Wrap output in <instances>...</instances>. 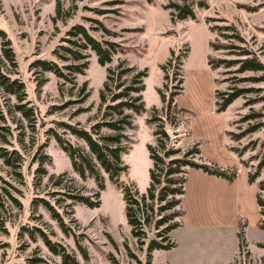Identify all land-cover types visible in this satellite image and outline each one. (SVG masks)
<instances>
[{"label":"rangeland","instance_id":"rangeland-1","mask_svg":"<svg viewBox=\"0 0 264 264\" xmlns=\"http://www.w3.org/2000/svg\"><path fill=\"white\" fill-rule=\"evenodd\" d=\"M169 1L0 0V30L4 31L16 57V65L3 57L0 65L8 76L24 82L25 102L29 101L35 110V120L27 121L15 111L16 97L0 87V109L6 116V121L0 120V126L4 127L0 132L7 134L6 128H9L13 134L8 135L9 144L0 141V145L20 150L24 155L17 169L19 175H14L0 158V264H61L60 256L48 250L40 231L65 246L80 264H264V247L259 246L264 243V231L258 226L256 202L264 168L255 182L247 181L248 173L256 169L264 151L263 128L238 141L226 134L228 130L239 132L249 124L264 121V82L245 83V87L253 85L258 91L247 92L224 111L215 112L214 92L227 91L234 73L209 68L208 54L232 55L227 50L209 48V40L223 38L210 32L205 22L207 18L224 19L211 24H234L236 30L227 33L243 36L244 45L264 63V7L256 11L247 9L257 6L261 0H204L206 8L194 5L195 19L173 20L170 10L164 7ZM77 24L98 39L114 42L110 62L102 66L93 50L89 47L81 50L87 55L83 60L86 66L71 81L31 67V62L38 58L51 60L63 70L67 65L78 63L63 48L76 49L71 41L82 40L80 35L68 34ZM229 41L243 45L236 40ZM185 51L180 76L173 67L181 59L176 57ZM171 54L173 67L166 64ZM162 64L166 65L167 72L161 68ZM108 67L115 71L126 67L146 71L142 78L143 108L139 112L124 111L129 124L123 130L126 135L123 145L127 148L122 160L127 168L119 177L121 184L131 187L139 196L146 193L152 166L148 146H156V127L167 131L172 145L182 151L193 141L199 142L202 159L221 168L235 166L237 169L233 182L199 169H187L181 198L184 213L178 219L179 226L169 233L175 245L170 249H153L150 257L146 243L154 234L148 230L142 245L132 235L122 188L99 168L105 189L96 197L94 179L81 178L73 170L69 155L53 135L56 132L88 152L85 142L60 122L77 123L90 130L101 119L104 103L100 100V91ZM252 74L245 72V75ZM182 76L180 84L178 80ZM172 91H178L174 103L191 114L186 123L178 125L175 112L165 116L162 96L169 99ZM105 93L107 97L109 92L105 90ZM64 103L67 104L59 108ZM252 112L263 116L240 121ZM153 117L155 121L150 122ZM112 119L119 117L113 114ZM114 133L105 127L100 130V134ZM18 135H24L22 142H18ZM247 143L241 157L229 150V146L242 148ZM241 158L248 160L250 166L245 167ZM40 166L46 173L37 175ZM77 194L98 198L100 204L90 208L71 198ZM45 201L61 216L67 232L52 217ZM240 228L245 241L242 250L237 237ZM77 241L86 250L88 259L83 258ZM37 257L43 262L34 263Z\"/></svg>","mask_w":264,"mask_h":264},{"label":"trees","instance_id":"trees-1","mask_svg":"<svg viewBox=\"0 0 264 264\" xmlns=\"http://www.w3.org/2000/svg\"><path fill=\"white\" fill-rule=\"evenodd\" d=\"M194 5L199 8H206V2L204 0H181V2L169 1L164 5L165 8L170 10L173 20H183L186 18L195 19L196 14ZM264 7V0H261L257 6L247 9L249 11H256L258 8ZM211 21L220 22L224 19H209L205 22L208 24V30L212 33H216L221 36V39H212L208 41L209 48L212 51L227 50V54L231 57H219L211 54L207 55V64L209 68L214 71L218 68L228 70V72L234 73L231 77L232 85L228 87L225 92H214L215 100V112L220 113L224 111L234 100L243 96L247 92H256L258 87L253 85L245 87V83L256 84L264 82V63L255 54V52L246 47L245 38L234 32L236 27L232 23H213ZM104 30H107L104 27ZM264 30V28H263ZM68 34L72 36L80 35L81 41H71L76 46V49L63 46L65 50L70 52L71 59L77 61L71 65L62 67L58 66L51 60L35 59L31 62L32 68H40L43 71H51L58 78L65 81H71L74 74L83 73V69L86 66V62L83 60L87 57L81 50L90 48L97 55V60L100 65H105L111 61L112 54L115 50L114 42L109 40H101L91 35L84 26L73 25L68 31ZM1 38V55L2 57L13 65H16V57L14 51L10 45L9 40L6 38L4 31L0 30ZM229 39L236 40L243 45L235 44ZM56 54H60L59 51H55ZM172 53V52H171ZM180 59V62L173 67L174 56L167 59L166 64L169 67L176 69L175 74L181 76L183 60L186 58V51L180 53L176 57ZM165 72H167L166 65H160ZM178 70V71H177ZM106 80L103 84V89L100 91V100L104 103V107L101 113V119L91 125V129L87 130L81 127L79 124H70L67 122H60L62 126H65L71 134L77 138L83 140L88 148L86 152L80 146H77L66 138L62 137L58 133H54L55 139L59 146L70 157L73 170L81 177H91L94 179L97 190L94 195L99 196V192L105 189L104 177L100 173L101 168L106 174L108 179L122 188L123 198L125 202V213L128 223L131 226V233L137 238L139 244H145V238L147 237L148 230H151L154 234L146 244L148 257L153 249H170L175 245L169 237V233L179 226V218L183 215L184 211L181 208V198L184 194V183L186 182V173L188 168L199 169L204 173H207L218 178H222L227 182H233L237 176V169L235 166L229 168H221L216 164L209 162L201 157L200 143L193 141L191 145L182 151L180 147L172 145L170 136L164 129L154 130V136L156 139V146L149 145L148 150L150 158L152 160V166L150 168V182L145 194L139 196L138 192L134 191L131 187L123 185L119 182L120 175L126 170L127 166L124 165L122 160V154L126 150L127 146L123 145L125 140V134L123 130L127 124V115L125 110H133L139 112L143 108L141 91L144 87L142 78L145 76L146 71H135L133 67H126L120 70H114L112 68H106ZM245 72H252V75H245ZM259 73V74H255ZM183 76L178 80L181 84ZM224 81L228 80L223 79ZM112 82V85L110 84ZM214 82L216 80L214 79ZM179 85V84H178ZM177 85V86H178ZM0 87L2 90L10 95H14L18 100L15 105V111L19 112L23 118L27 121L35 120V110L29 105V101L25 102L26 91L25 84L19 78H11L8 76L0 65ZM182 87H179L181 90ZM105 90L109 92L106 97ZM178 94V91H172L169 99L162 96L164 103V113L168 117L172 112H175L179 117L178 125L186 123L188 116L191 117L189 111L185 108L179 107L174 103V96ZM64 103L59 108L65 106ZM115 114L119 119H112V115ZM263 116L262 113H247L240 121L251 120ZM0 120L6 121L4 111L0 109ZM155 117L150 119V122H154ZM109 128L114 130V134H100L102 128ZM4 128L0 126V129ZM260 128H263L264 133V121L249 124L247 127L241 129L239 132L227 131L226 134L229 139L238 141L247 134L253 133ZM7 134L0 132V141L3 144H9L8 135L12 136V131L6 128ZM18 142L24 140L23 137L17 136ZM248 144H245L242 148L229 146V150L233 151L238 157H241L247 150ZM42 148V147H41ZM264 150V149H263ZM48 159L46 155H42ZM41 157V159H42ZM0 158L3 159L5 166L12 169L14 175H19L18 168L23 163L24 155L20 150L15 148L8 149L4 145H0ZM240 162L245 166H250L248 160L240 159ZM264 168V151L259 157V162L256 165L254 171L248 173L247 181L249 183L255 182L256 178L260 174V170ZM46 170L40 166L37 170L38 174H44ZM52 178V177H51ZM264 180L258 182V190L256 192V202L258 206L259 220L258 226L264 231ZM71 198L77 202L83 203L90 208L98 207L100 201L92 199L89 195H71ZM45 205L51 211V215L57 218L63 231L67 232L65 223L62 221L61 216L53 207L45 201ZM242 226V225H241ZM41 237L48 250L57 256H60L61 264H80L76 257L67 251L66 247L62 244L51 240L43 231H40ZM239 241V249L242 250L244 246V232L240 228L237 233ZM77 246L84 259H88V254L85 249L81 247L77 241ZM261 247H264V243H260ZM241 252V251H240ZM34 263H41L43 259L37 257L33 259ZM234 264V262L232 263Z\"/></svg>","mask_w":264,"mask_h":264}]
</instances>
